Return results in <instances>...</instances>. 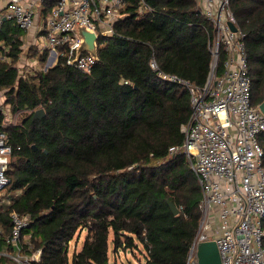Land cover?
<instances>
[{"label": "trees", "instance_id": "16d2710c", "mask_svg": "<svg viewBox=\"0 0 264 264\" xmlns=\"http://www.w3.org/2000/svg\"><path fill=\"white\" fill-rule=\"evenodd\" d=\"M145 4L149 9L139 11L138 0H125L113 32L98 36L89 71L60 55L46 70L19 76L23 30L9 20L0 26V51L8 58L0 59V90L11 113L31 110L20 124L2 127L20 148L6 171L8 190L19 194L0 211V223L6 234L9 209L28 215L23 234L32 250H41L38 264H109V239L114 255L142 244L144 264H186L201 190L186 155L169 148L183 141L189 94L162 79L150 60L202 85L213 27L196 0ZM230 7L245 32L251 103L257 105L264 100V0H230ZM34 52L46 59V50ZM38 107L45 113L32 119ZM258 141L264 164V132ZM167 200L181 207L178 213ZM81 230L83 244L69 261L66 245ZM6 261L0 257V264Z\"/></svg>", "mask_w": 264, "mask_h": 264}, {"label": "built area", "instance_id": "2783aa9c", "mask_svg": "<svg viewBox=\"0 0 264 264\" xmlns=\"http://www.w3.org/2000/svg\"><path fill=\"white\" fill-rule=\"evenodd\" d=\"M197 7L213 27L209 43L211 61L202 85L165 73L152 58L150 66L164 80L180 84L189 94L190 115L180 130L183 141L169 148V153L183 152L198 180L201 199L198 229L190 243L186 264H198L197 245L213 239L220 264H264V164L263 148L258 136L264 132V112L251 103V82L248 75L245 32L236 23L230 0H196ZM39 26L46 48L54 60L67 55V62L89 71L97 56L78 52L82 37L80 26L93 31L97 38L113 32V22L122 17L125 0H7L0 26L9 20L23 31L34 25L36 7L44 8ZM138 9L148 10L145 0H138ZM229 23L235 26L230 28ZM38 45V44H37ZM97 48V40L95 41ZM40 47V49H43ZM22 49V48H21ZM7 56L0 55V59ZM17 66V65H16ZM18 69L19 76L24 75ZM0 90V211H4L19 191L8 190L6 173L14 146L2 129L13 113ZM5 102V103H4ZM3 103V106H2ZM214 207L217 209L214 210ZM181 207H178L180 209ZM10 229L5 234L0 257L3 264H38L41 250L31 249L29 236L23 230L28 215L9 209ZM109 264H112L110 262Z\"/></svg>", "mask_w": 264, "mask_h": 264}, {"label": "rangeland", "instance_id": "374dc122", "mask_svg": "<svg viewBox=\"0 0 264 264\" xmlns=\"http://www.w3.org/2000/svg\"><path fill=\"white\" fill-rule=\"evenodd\" d=\"M20 47L22 48L19 54L18 60L15 62V64L19 67V69L23 70L24 75H30V74H36L39 69H44L45 66L46 68L49 66V63H47L48 60V55L46 56V59L44 61H39L37 58V52H34V49L38 50L36 46L31 45L30 47H27L26 45L21 44ZM34 48V49H33ZM6 49V48H5ZM30 50V51H29ZM0 55H5V52L2 50L0 51ZM7 60L5 57L3 58ZM3 106V103H2ZM31 110L27 109H22L16 111L12 116L11 119L8 123L11 124H20L22 119L26 117ZM11 113V112H10ZM1 115L0 123L3 122V115ZM8 123H4L2 127L8 125ZM3 130L6 132V130L3 128ZM86 231L81 230L75 232L73 238L67 243V254H68V259L70 261V257L73 251H77L81 248L83 244V240L85 237ZM112 237V234L110 233L109 238ZM111 239H109V251H108V256L109 260L111 262H114L115 264H144L145 262V257H144V252L145 249L143 248L142 244H138V248L134 249L133 252L130 251L129 249L124 250L123 248H119L118 254L116 255L113 254L111 251L112 249V244H111Z\"/></svg>", "mask_w": 264, "mask_h": 264}, {"label": "water", "instance_id": "95a60500", "mask_svg": "<svg viewBox=\"0 0 264 264\" xmlns=\"http://www.w3.org/2000/svg\"><path fill=\"white\" fill-rule=\"evenodd\" d=\"M229 25L232 30H235V26L232 23H229ZM78 33L82 37V42L78 47V52H87L96 56L97 50L95 41L97 40V35L83 26L78 28ZM259 108L262 112H264V100L259 104ZM44 113V109L42 107H38L33 111L32 119H40ZM33 148H35V146H33ZM167 204L172 213H178L179 209L172 201L167 200ZM196 257L198 264H220L219 252L216 242L213 239L198 243Z\"/></svg>", "mask_w": 264, "mask_h": 264}, {"label": "crops", "instance_id": "0c3cea01", "mask_svg": "<svg viewBox=\"0 0 264 264\" xmlns=\"http://www.w3.org/2000/svg\"><path fill=\"white\" fill-rule=\"evenodd\" d=\"M6 2L7 0H0V14H3L4 12V8H5V5H6ZM37 9L35 10V21H36V25H34V27H32L29 31H23V34L21 36V41H22V44L23 45H26L27 47H30L31 45H34L36 46V48L39 49V51H43V50H46L47 51V55H48V60H47V63H49V66H52L56 60H54V53L51 52L52 55H50V51L46 48H43L42 45H44V41H43V38L40 34V31H39V26H40V23L42 21V14L44 13V10L43 8H39V7H36ZM38 44V45H37ZM40 47H42L43 49H40ZM97 50V48H96ZM3 56V55H2ZM97 56V55H96ZM52 58V59H51ZM8 59V58H7ZM5 60V59H3ZM47 67V68H48ZM46 66L45 68L42 70H46L47 69ZM3 91V97L1 98V101L5 100V94H4V90H1ZM5 103V102H4ZM30 110V109H29ZM11 112V111H10ZM31 112V111H30ZM12 114V113H11ZM9 124V123H8ZM16 199V198H15ZM217 208L214 207V210H216ZM29 236L28 234H25V236ZM78 251V250H77ZM112 251V249H111ZM119 252V251H118ZM117 252V254H118ZM116 255V254H115ZM109 262H111L109 260ZM114 262H112L113 264Z\"/></svg>", "mask_w": 264, "mask_h": 264}, {"label": "bare ground", "instance_id": "6f19581e", "mask_svg": "<svg viewBox=\"0 0 264 264\" xmlns=\"http://www.w3.org/2000/svg\"><path fill=\"white\" fill-rule=\"evenodd\" d=\"M52 59V58H51Z\"/></svg>", "mask_w": 264, "mask_h": 264}]
</instances>
